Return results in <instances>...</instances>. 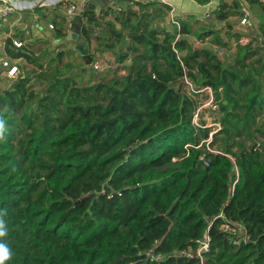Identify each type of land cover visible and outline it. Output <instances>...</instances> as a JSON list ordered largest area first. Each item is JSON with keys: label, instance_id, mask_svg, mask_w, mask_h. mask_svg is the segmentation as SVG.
I'll return each instance as SVG.
<instances>
[{"label": "trees", "instance_id": "trees-1", "mask_svg": "<svg viewBox=\"0 0 264 264\" xmlns=\"http://www.w3.org/2000/svg\"><path fill=\"white\" fill-rule=\"evenodd\" d=\"M246 2L264 11V0ZM155 3L139 4L145 11ZM235 8L221 3L216 19L227 20ZM114 13L130 30L127 50L116 56L123 64L133 55L123 80L80 87L73 76L57 77L37 101L30 75L0 89L7 129L0 139L7 235L0 243L12 253L5 264H264V23L255 49L236 34L238 55L225 65L187 38L193 16L172 30L154 16L114 7L97 15L90 7L81 13V35L90 41ZM52 22L58 38L70 37L64 20ZM107 25V40L123 38ZM196 34L229 47L214 30ZM11 43L9 57L36 63ZM40 69L41 81L47 74ZM186 80L196 91L212 89L213 126L200 112L194 123L203 93L190 92ZM233 224L244 234L224 229ZM206 238L209 250L200 258Z\"/></svg>", "mask_w": 264, "mask_h": 264}, {"label": "rangeland", "instance_id": "rangeland-1", "mask_svg": "<svg viewBox=\"0 0 264 264\" xmlns=\"http://www.w3.org/2000/svg\"><path fill=\"white\" fill-rule=\"evenodd\" d=\"M139 3L140 2L121 0L119 3L121 8L119 9L122 11H129V13H135L136 16L148 15L145 11H142ZM223 3L228 6L230 5L229 1H224ZM244 3L245 7H243V10L241 8V14L239 13V15L232 16V18L224 21L217 20L214 13L211 18H206L204 16L206 12H203V14H195V19L191 20L193 33L192 35L187 36V38H189L197 48H211L225 65L233 63L238 55L236 34H240L242 38L247 39L248 43L253 42L254 49L261 45V38L255 40L253 37H255V32H259V24L264 23V11L260 9V7H249L248 3L247 5L246 2ZM44 8H47V10L43 11L42 9ZM207 8L208 7H203L202 10L206 11ZM150 10L154 13V21L156 22L154 24L172 30L174 29L170 25L171 22L169 20L170 14L168 7L155 3ZM31 12L33 14H30ZM244 13L248 18V24L246 26L240 24ZM24 14L30 15L23 17ZM62 14L61 9L58 7L53 9L52 7L46 6L40 8L38 11L33 10L18 13L9 20L0 23V89H8L13 84V80L7 79L2 70V61L11 59L6 49V40L9 37V34L13 37L24 38L23 40L27 45L26 50L29 51L36 60L35 64H29L25 58L18 60L20 71H22L23 74L32 76L34 78L33 81L36 82L34 90L39 96L37 99L35 98V101L48 91L49 87L57 77L62 78L73 76L77 84L80 87H84L97 86L100 84L104 85L111 83L116 79L123 80L128 75L126 68L131 64L130 60L133 55L130 56V60L123 64L117 63L116 59V56L119 53L127 50V42L131 41L128 37L130 30L123 27L121 18L117 19L115 13L106 16L101 21V26L95 28L91 40L87 41L85 39V43L81 46L76 41V33L73 38L69 40L67 37L58 38L55 30L49 29V24L52 23L53 16H57L56 19L59 21V19H62ZM117 15L121 17L122 13H117ZM21 18L26 22H21ZM63 20L64 18L61 22H63ZM107 22H113L115 28L123 32V38L113 35V39L111 38L107 40L109 35L107 30L109 29V26L107 25ZM132 22H135L134 18H132ZM103 30L107 31L106 33L108 34H103L105 32ZM209 30H214L216 34H219L224 41L228 42L229 47L225 49L216 45L213 41V37H209L205 41H199L197 39L196 33ZM258 35L260 37L259 33ZM96 36H101L102 39L98 40ZM112 44L115 46L111 48L107 46ZM81 47L84 48L81 49ZM60 52L64 53L62 62L58 60ZM87 62L91 63L87 65ZM67 65L70 67L67 68ZM56 66H59V69L64 71L60 76L54 73ZM40 67H42L43 71L47 74L46 78L41 81L38 78V75L41 72ZM98 100L103 102L99 93ZM198 101L201 108V118L209 123V125L211 124L210 126H213L212 122L217 120L218 114L215 109L209 105L207 93L201 94ZM204 105L207 106L204 107ZM215 128L217 129L218 125H215ZM260 140H263V138H260ZM214 148L216 149L217 147L215 146Z\"/></svg>", "mask_w": 264, "mask_h": 264}, {"label": "built area", "instance_id": "built-area-1", "mask_svg": "<svg viewBox=\"0 0 264 264\" xmlns=\"http://www.w3.org/2000/svg\"><path fill=\"white\" fill-rule=\"evenodd\" d=\"M88 1L89 0H0V23L9 20L10 18H12L14 15H16L18 13L33 11L38 7L42 8V7L49 6L52 8H56V7L61 6L64 9V15H65L64 21L66 24V30H67V32H70V31H72V29L75 26L76 18L79 16V14L82 13L83 10H85L84 9L85 7L87 9V2ZM109 1H110V6L117 8L116 0H109ZM151 1L168 6L170 8V10H169L170 22L172 25L176 26L180 30L181 20H179L175 17L176 9L170 3V1L169 0H145V2H151ZM204 4L208 5L207 11L204 14V16L206 18H211L214 11L220 10V7H221L219 2L217 4H215V0H208V2H206ZM212 4H215L214 9L211 7ZM240 24L244 25V26H246L248 24V18H247L245 13L243 14V18L241 19ZM50 28L53 29L54 26L50 25ZM10 39L12 42L11 46L14 49H17V50L21 49L22 50L25 48L26 44L23 40L16 39L13 37H11ZM240 43L242 45H246V44H248V40L241 38ZM19 68H20V66H19L18 62L14 61V60L10 59V60H3L2 61V70H3L4 76L7 79L14 80V79L18 78L19 76L23 75V72L20 71ZM186 83L188 84V88H189L190 92L207 93L209 105L212 106L214 109L216 108L213 106L214 96H213V91L210 87H207L201 91H196L194 89L193 85L188 80H186ZM206 106L207 105H204V107H206ZM200 110H201V108L198 110V112H196L195 117H194V123H196V124L198 122ZM216 125H218V129H219L220 125L219 124H216ZM211 136H212V134H211ZM209 150L211 152L218 153V151H215L212 149H209ZM206 164L208 165V163H206ZM236 175L238 178L239 177V170L238 169H236ZM237 181H238V179L236 180L235 184L237 183ZM224 229L227 231L241 232V233H243V230H244L240 224H233L232 226L225 225ZM205 240L206 241L203 242L202 246L200 247L199 251L196 254L200 258H202L201 254L203 251L209 250V243H208L209 238H206ZM238 243H239L238 241L235 242V244H238ZM182 255L192 256V253L183 252Z\"/></svg>", "mask_w": 264, "mask_h": 264}, {"label": "crops", "instance_id": "crops-1", "mask_svg": "<svg viewBox=\"0 0 264 264\" xmlns=\"http://www.w3.org/2000/svg\"><path fill=\"white\" fill-rule=\"evenodd\" d=\"M120 1L121 0H116V2H117V10L119 11L120 9L119 8H121V6L119 5V3H120ZM127 1H129V2H140V3H142V4H146V2H145V0H132V1H130V0H127ZM170 1V3L175 7V9H176V11H175V17L177 18V19H179V20H183V21H187V20H189L190 19V17L191 16H195V14H203V12H206L205 10H202V8L203 7H207L208 5H206V4H202V3H200V2H198L197 0H169ZM228 2L229 1V6L232 8L235 4H239L240 5V8H239V10H237L236 8L235 9H233L232 11H233V13H232V15L229 17V18H232V16H237V15H239V13L241 14L242 13V11H241V8H242V10H243V7H245V3L244 2H246V0H215V4H217L218 2L220 3V5H221V3H223V2ZM150 3H153V1H151ZM131 4V3H130ZM156 4H160V3H157L156 2ZM153 5V4H152ZM152 5H150V6H147V8L145 9V13L146 14H148V16H153V12H151V10H150V8L152 7ZM163 5V4H162ZM205 5V6H204ZM246 5H247V2H246ZM164 6H166V5H164ZM90 7H93L94 8V11H95V13L97 14V15H100V14H102L103 12H105V11H107L109 8H113L112 6H110V1L109 0H89L88 2H87V9L88 8H90ZM166 7H168V6H166ZM213 9L215 8L214 7V4L211 6ZM59 9H61V11H62V19L64 18L65 19V15H64V9H63V7H58ZM169 8V7H168ZM53 9H55V8H53ZM85 10H86V7L84 8ZM43 11H46L47 10V8H44V9H42ZM169 10H170V8H169ZM30 14H33L32 12L30 13ZM30 14H24L23 15V17L24 16H26V15H30ZM150 14V15H149ZM214 15H215V13H214ZM22 16V15H21ZM22 17V18H23ZM57 16H53V18H56ZM78 17H81V14H79V16ZM106 17V16H105ZM104 17V18H105ZM22 18L20 19V21L22 20ZM228 18V19H229ZM62 19H59V21H61ZM193 19H195V17L193 18ZM193 19H190L189 21H191V20H193ZM169 20H170V18H169ZM21 22H26V21H24V19L21 21ZM167 22V21H166ZM64 23V26L66 27V24H65V21L63 22ZM23 25V24H22ZM50 25H53L54 26V28L52 29V28H50ZM49 29L50 30H55V25H54V23L52 22L51 24H49ZM66 32H67V30H65ZM43 33V32H42ZM9 37L7 38V39H10L11 37H13V36H11V34H9L8 35ZM13 38H16V39H20V40H22L21 38H18V37H13ZM24 41V40H23ZM10 48L11 49H13V50H17V49H14L12 46H10ZM27 49V45L25 46V50ZM11 58V57H10ZM11 60H14V61H16V62H18V60H20V59H18V60H15V59H13V58H11ZM26 75V74H25Z\"/></svg>", "mask_w": 264, "mask_h": 264}, {"label": "clouds", "instance_id": "clouds-1", "mask_svg": "<svg viewBox=\"0 0 264 264\" xmlns=\"http://www.w3.org/2000/svg\"><path fill=\"white\" fill-rule=\"evenodd\" d=\"M5 120L0 117V139L3 138L4 133L7 131L5 128ZM7 235V229L5 223L0 219V238H4ZM12 258V253L8 246L4 243H0V264H5L6 261Z\"/></svg>", "mask_w": 264, "mask_h": 264}, {"label": "water", "instance_id": "water-1", "mask_svg": "<svg viewBox=\"0 0 264 264\" xmlns=\"http://www.w3.org/2000/svg\"><path fill=\"white\" fill-rule=\"evenodd\" d=\"M82 22H83L82 17H77L76 18L75 26L72 29V31H70V33H69L70 37L68 38L69 40H71L73 38L74 34L76 33V35H77L76 41L81 46L85 43V38L81 35V26L83 24ZM83 48L81 47V49H83ZM90 63L91 62H87V65H89ZM83 71H85V70H83ZM257 148H258V144H255L251 150L254 151ZM245 151L246 150H244V152Z\"/></svg>", "mask_w": 264, "mask_h": 264}]
</instances>
